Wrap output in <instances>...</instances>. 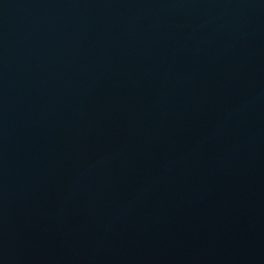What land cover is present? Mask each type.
<instances>
[{"label": "water", "instance_id": "obj_1", "mask_svg": "<svg viewBox=\"0 0 264 264\" xmlns=\"http://www.w3.org/2000/svg\"><path fill=\"white\" fill-rule=\"evenodd\" d=\"M0 264H264V0H0Z\"/></svg>", "mask_w": 264, "mask_h": 264}]
</instances>
